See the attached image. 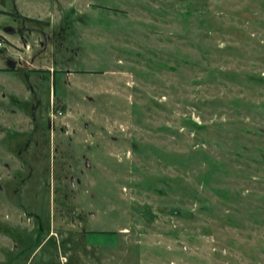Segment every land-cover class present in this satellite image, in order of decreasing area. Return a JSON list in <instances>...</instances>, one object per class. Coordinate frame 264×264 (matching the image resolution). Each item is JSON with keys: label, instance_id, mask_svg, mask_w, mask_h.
I'll list each match as a JSON object with an SVG mask.
<instances>
[{"label": "rangeland", "instance_id": "rangeland-1", "mask_svg": "<svg viewBox=\"0 0 264 264\" xmlns=\"http://www.w3.org/2000/svg\"><path fill=\"white\" fill-rule=\"evenodd\" d=\"M0 43V264H264V0H0Z\"/></svg>", "mask_w": 264, "mask_h": 264}, {"label": "flooded vegetation", "instance_id": "flooded-vegetation-1", "mask_svg": "<svg viewBox=\"0 0 264 264\" xmlns=\"http://www.w3.org/2000/svg\"><path fill=\"white\" fill-rule=\"evenodd\" d=\"M34 123H35V125L37 123V119L35 117H34ZM48 125H49V123H48ZM20 153H22V152H20Z\"/></svg>", "mask_w": 264, "mask_h": 264}, {"label": "trees", "instance_id": "trees-1", "mask_svg": "<svg viewBox=\"0 0 264 264\" xmlns=\"http://www.w3.org/2000/svg\"><path fill=\"white\" fill-rule=\"evenodd\" d=\"M29 20L33 21L34 19L28 18Z\"/></svg>", "mask_w": 264, "mask_h": 264}, {"label": "built area", "instance_id": "built-area-1", "mask_svg": "<svg viewBox=\"0 0 264 264\" xmlns=\"http://www.w3.org/2000/svg\"><path fill=\"white\" fill-rule=\"evenodd\" d=\"M2 45V43H0V46Z\"/></svg>", "mask_w": 264, "mask_h": 264}]
</instances>
